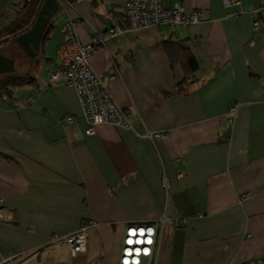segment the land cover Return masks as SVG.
I'll return each mask as SVG.
<instances>
[{
	"label": "crops",
	"instance_id": "1",
	"mask_svg": "<svg viewBox=\"0 0 264 264\" xmlns=\"http://www.w3.org/2000/svg\"><path fill=\"white\" fill-rule=\"evenodd\" d=\"M60 1L33 81L0 97V264H64V248L78 264H118L125 226L162 216L169 220L155 264L264 259L261 0H181L199 12L197 22L136 29L123 15L126 0ZM39 2L23 21L29 0H0V39L27 28ZM68 19L85 43L113 23L123 29L98 44L89 63L132 128L101 123L87 135L75 89L51 78L57 29ZM165 40H185L197 64L187 79ZM85 226V250L74 257L62 239L51 240Z\"/></svg>",
	"mask_w": 264,
	"mask_h": 264
},
{
	"label": "built area",
	"instance_id": "2",
	"mask_svg": "<svg viewBox=\"0 0 264 264\" xmlns=\"http://www.w3.org/2000/svg\"><path fill=\"white\" fill-rule=\"evenodd\" d=\"M226 6L239 5L240 0H223ZM123 15L128 27L136 29L144 26H157L161 23L188 25L199 20L197 10L185 11L181 0L171 9L162 6V0H126L123 4ZM260 11L264 18V0H261ZM242 12L238 10L234 15ZM77 21L68 19L57 29L60 43L56 50L59 67L51 73V78L60 79L65 84L72 86L78 96L82 114L87 123L85 133L92 135L96 126L101 123H109L114 126L132 128L127 113L111 98L102 77L95 73L90 66L89 58L98 44L106 38L120 34L123 29L113 23L103 32H97L89 42H81L76 35L75 25ZM253 30L259 31L258 20L253 21ZM237 104L229 106V120L233 122L236 115ZM71 121V116L65 117ZM147 137H159L160 133H146ZM164 185L167 183L164 181ZM249 192L242 194L239 200L248 198ZM6 206L0 197V220L5 218ZM168 217L162 216L153 222L132 223L125 226L122 243L119 252L118 264H155V256L158 250L162 230L168 221ZM182 219H175V226ZM86 226L81 227L76 233L59 238L51 237L52 241L62 239L69 247L70 256L85 250ZM131 241V243H129ZM12 264L11 258H8ZM233 264H264L262 258H252L241 263Z\"/></svg>",
	"mask_w": 264,
	"mask_h": 264
},
{
	"label": "water",
	"instance_id": "3",
	"mask_svg": "<svg viewBox=\"0 0 264 264\" xmlns=\"http://www.w3.org/2000/svg\"><path fill=\"white\" fill-rule=\"evenodd\" d=\"M60 6V0H40L31 26L15 36L17 43L28 56L34 57L37 54L51 19ZM14 70L13 59L0 53V74L12 73Z\"/></svg>",
	"mask_w": 264,
	"mask_h": 264
},
{
	"label": "trees",
	"instance_id": "4",
	"mask_svg": "<svg viewBox=\"0 0 264 264\" xmlns=\"http://www.w3.org/2000/svg\"><path fill=\"white\" fill-rule=\"evenodd\" d=\"M30 26L31 24L24 30L8 35L7 38L15 37L17 34L25 31ZM50 29L51 28H49L48 26V29L45 35L43 36L42 41L47 38ZM3 39H0V41H2ZM184 42L185 40H177V41L165 40L163 42V46L171 62L173 64L178 63L183 67L187 75L185 79H187L189 75L193 74L194 70L196 69L197 64L191 52L189 51V49L184 45ZM32 81H33V78L28 74L16 75L13 72L0 74V97L2 96L11 97L13 93V89L15 87L31 83Z\"/></svg>",
	"mask_w": 264,
	"mask_h": 264
},
{
	"label": "rangeland",
	"instance_id": "5",
	"mask_svg": "<svg viewBox=\"0 0 264 264\" xmlns=\"http://www.w3.org/2000/svg\"><path fill=\"white\" fill-rule=\"evenodd\" d=\"M29 1L30 3L26 11L23 13V15L18 16V19H23V21H25V17H33V0ZM10 34L12 33L9 32L6 34V36ZM0 53L13 59L15 67L13 73L16 75L28 74L33 76L34 71L41 67L40 50H38L34 57L28 56L25 50L17 43L15 37H9L3 41H0ZM62 252L64 264H78V257H68V251L66 248H64Z\"/></svg>",
	"mask_w": 264,
	"mask_h": 264
},
{
	"label": "flooded vegetation",
	"instance_id": "6",
	"mask_svg": "<svg viewBox=\"0 0 264 264\" xmlns=\"http://www.w3.org/2000/svg\"><path fill=\"white\" fill-rule=\"evenodd\" d=\"M30 24H31V22H30ZM30 24H28V26H29ZM28 26H27V27H28Z\"/></svg>",
	"mask_w": 264,
	"mask_h": 264
},
{
	"label": "snow or ice",
	"instance_id": "7",
	"mask_svg": "<svg viewBox=\"0 0 264 264\" xmlns=\"http://www.w3.org/2000/svg\"><path fill=\"white\" fill-rule=\"evenodd\" d=\"M129 243H131V241Z\"/></svg>",
	"mask_w": 264,
	"mask_h": 264
}]
</instances>
